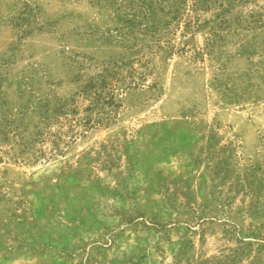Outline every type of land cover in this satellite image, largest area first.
Returning a JSON list of instances; mask_svg holds the SVG:
<instances>
[{
	"label": "rangeland",
	"instance_id": "1",
	"mask_svg": "<svg viewBox=\"0 0 264 264\" xmlns=\"http://www.w3.org/2000/svg\"><path fill=\"white\" fill-rule=\"evenodd\" d=\"M0 264H264V0H0Z\"/></svg>",
	"mask_w": 264,
	"mask_h": 264
},
{
	"label": "trees",
	"instance_id": "2",
	"mask_svg": "<svg viewBox=\"0 0 264 264\" xmlns=\"http://www.w3.org/2000/svg\"><path fill=\"white\" fill-rule=\"evenodd\" d=\"M64 108V105H58V106H56V109L58 110V111H60V110H62Z\"/></svg>",
	"mask_w": 264,
	"mask_h": 264
}]
</instances>
